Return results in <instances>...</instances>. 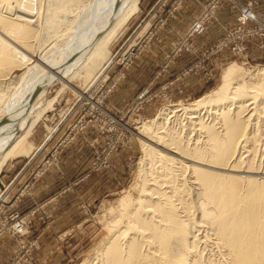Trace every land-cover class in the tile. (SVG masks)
Listing matches in <instances>:
<instances>
[{
	"label": "rangeland",
	"instance_id": "1",
	"mask_svg": "<svg viewBox=\"0 0 264 264\" xmlns=\"http://www.w3.org/2000/svg\"><path fill=\"white\" fill-rule=\"evenodd\" d=\"M86 1L81 0V3ZM196 1L201 4L200 10L195 6L188 9L187 5L190 2L195 5ZM209 1L140 0L137 11L109 43V61L106 63V57L95 70L97 72L103 67L96 81L92 76L90 80L86 79L81 73L82 76L73 78L62 90L59 91L60 83L51 88L47 100H54L28 135L24 154L8 160L0 171V193L6 189L1 198L6 201L3 215L10 216L16 212L19 222L25 225L20 233L13 232L14 222H8L7 227L0 229V246L5 241L4 249L0 248V264H44L49 260L51 264L95 262L97 252L112 233L111 226L118 221L122 210L120 205L136 201L143 187L145 177L142 170L148 164L144 160L139 126L150 123L178 105L192 104L215 90L228 66L236 65L240 69L236 76L238 82L248 81L255 70L264 67L262 36L248 37L242 54H235L231 47L216 48L230 31L239 26L237 4L249 5L258 17H264V0H226L208 11ZM66 3L56 1L49 7L48 16L54 17L52 22L46 21L42 14L47 12L41 11L38 14L42 20L37 26V38L29 41L32 48H17L13 42L11 50L8 49L11 54L8 50L6 52L8 56L15 58L16 52L21 51L26 59L33 61L30 51L37 55L52 40H58L59 35L67 33L82 8H75V4L71 8L72 15H65L66 12L61 15L56 10L51 12L57 8L56 4L68 8ZM1 5L0 0V8ZM222 5L228 6L219 15L217 11ZM256 6L261 11H257ZM198 22L203 25V31L193 33L192 27ZM219 23L223 31L217 37L213 31L219 30ZM245 28L254 32V24ZM34 29L36 31V27ZM2 31L0 27V39L6 37ZM42 35L46 37L45 43L44 40L40 43H44L43 49L38 43ZM22 72L21 67H16L14 74ZM165 125L159 127L158 132L163 131ZM50 130L52 132L48 134ZM258 143L257 153L261 154L264 145L260 146V143L264 140ZM258 154L255 153V157L258 156L256 164L260 163L259 167L251 171L264 173V157L258 160L264 153ZM45 176L50 185L37 195V185ZM258 176L255 178H264ZM186 177L181 178L182 182ZM52 205H56L55 209L50 208ZM55 212L59 219L57 222L64 226L52 228ZM195 215L197 219L199 212ZM75 219L76 224L73 222ZM198 224L203 226L200 221ZM1 225L0 219V228ZM76 225L78 229H74ZM197 225L192 231H195L197 242H201L197 243L198 249L194 253H202L204 260L216 258L215 261L221 260L220 263L224 264V252L220 247L217 246L219 250L216 248L213 232L209 231L208 225L204 224V228ZM65 227V231L82 233L77 231V235L72 233L63 242H58L59 252L53 258H38L47 241L41 242L42 230L56 231ZM208 235L211 239L206 237ZM43 238L49 240L52 237ZM55 238L60 241V235Z\"/></svg>",
	"mask_w": 264,
	"mask_h": 264
},
{
	"label": "bare ground",
	"instance_id": "2",
	"mask_svg": "<svg viewBox=\"0 0 264 264\" xmlns=\"http://www.w3.org/2000/svg\"><path fill=\"white\" fill-rule=\"evenodd\" d=\"M1 1L0 27L6 39H0V171L24 154L28 135L54 100H47V94L55 84H61L60 91L79 75L99 78L103 67L95 70L106 57L109 61V43L140 0ZM56 1L69 5L63 10L56 4L51 12L61 15H72L75 4L82 8L70 30L44 49L42 35L38 43L44 40L43 50L29 52L33 61L18 50L15 58L8 56L13 42L17 48H32L29 41L37 38L42 20L38 14L44 10L43 17L52 22L48 12ZM16 67L23 69L20 75L14 74ZM239 70L228 66L215 90L139 126L149 166L142 170L143 187L136 201L122 202L118 221L91 264H221L216 258L204 263L202 253H194L198 239L192 229L199 221L213 232L224 264H264V178H255L264 173L252 172L260 164L256 144L264 140V67L238 82Z\"/></svg>",
	"mask_w": 264,
	"mask_h": 264
},
{
	"label": "built area",
	"instance_id": "3",
	"mask_svg": "<svg viewBox=\"0 0 264 264\" xmlns=\"http://www.w3.org/2000/svg\"><path fill=\"white\" fill-rule=\"evenodd\" d=\"M226 0H210L208 3V11H211L215 9L220 3ZM239 16L237 18V22L239 23V26L237 29H234L233 32L230 31L228 35L226 36V39L221 41L217 46V50H222L227 47H231L232 51L235 54H242L244 50V41L248 37L258 36V37H264V17H258L252 10L251 6L243 7L242 5H238ZM248 24H254V32H251L250 29L245 28ZM203 31V25L198 23H195L192 27L193 33H201ZM6 189L3 188V191L0 193V219L2 220V225L0 229H3L4 227H7L8 222H14V226L12 227V230L14 233H20L25 225L23 222H19V215L18 213H12L10 216L3 215L4 206L6 204V201L1 200L3 194H5ZM4 221V222H3Z\"/></svg>",
	"mask_w": 264,
	"mask_h": 264
},
{
	"label": "crops",
	"instance_id": "4",
	"mask_svg": "<svg viewBox=\"0 0 264 264\" xmlns=\"http://www.w3.org/2000/svg\"><path fill=\"white\" fill-rule=\"evenodd\" d=\"M259 0H257V2H258ZM196 4L194 5V4H192L191 5V2L189 3L190 5H187L188 6V9L189 8H192V7H196V8H198L199 10H200V6H201V4H199L197 1L195 2ZM187 6H186V9H187ZM228 5H222L219 9H218V14L220 15V14H223V12H225V7H227ZM257 11H261V8H258V6H256V8H255ZM254 9V10H255ZM262 10H264V9H262ZM219 22V21H218ZM219 30H214L213 32H214V34H216L217 35V37H218V35H220V34H222L221 32L223 31L222 29H220V28H222L221 26V24L219 23ZM210 40H214V41H216V39H211L210 38ZM13 175V173L10 175V177ZM72 175V174H71ZM10 177H8V178H10ZM47 182H48V180H47V177L45 176L44 177V179H42V180H40V183L37 185V188H36V192H37V195H41V193L42 192H45L46 190H47V188L49 187V183L47 184ZM52 186H54V185H52ZM12 187V186H11ZM10 190V189H9ZM56 206V205H55ZM55 206L54 205H52L50 208L51 209H55ZM57 212H55V217L53 218V222H52V224H51V226H52V228L53 227H58V226H60V225H62V226H64V224H61V222L60 223H58L57 221L59 220V219H57ZM67 219H69L70 220V218H67ZM75 224H76V219L73 221ZM34 228H36V222L34 221ZM70 225V224H69ZM68 226V225H67ZM79 227L76 225L75 226V228L74 229H78ZM65 229H66V227L65 228H58L56 231L54 230V229H52V230H42V234H43V237H52L51 239H49L48 240V238H40L41 239V242H42V244H43V241H46V239H47V241L45 242V244L43 245L44 246V248H42L40 251H39V253H38V258H53L55 255H56V252H59V249H58V247H56L57 245H58V242H63L62 240L63 239H65V238H67V236H71L72 235V233L74 234V236H75V234L77 235V231L78 230H71V231H65ZM35 230V229H34ZM79 233H82L81 231H78ZM62 233H65V234H62ZM54 235H55V237H56V235H60V241H57V239L54 237ZM65 241V240H64ZM5 243V241L3 242H1V246H0V248H2V249H4V244ZM55 243V244H54ZM60 244H62V243H60ZM63 251H64V249H63ZM60 254V253H59ZM50 261V260H49ZM49 261L47 262V261H44V264H51V263H49ZM42 264V263H41Z\"/></svg>",
	"mask_w": 264,
	"mask_h": 264
}]
</instances>
